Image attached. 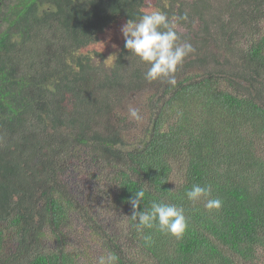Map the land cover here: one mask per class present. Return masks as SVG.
Wrapping results in <instances>:
<instances>
[{"label":"trees","instance_id":"trees-1","mask_svg":"<svg viewBox=\"0 0 264 264\" xmlns=\"http://www.w3.org/2000/svg\"><path fill=\"white\" fill-rule=\"evenodd\" d=\"M152 10L195 49L176 86L147 81L124 41L110 65L86 52ZM146 90L145 130L126 140L115 113ZM85 155L97 183L73 189L64 179ZM194 184L221 208L189 200ZM141 189L140 211L184 209L182 238L137 231ZM79 224L117 264H264V0H0V264H78L67 233Z\"/></svg>","mask_w":264,"mask_h":264},{"label":"clouds","instance_id":"clouds-1","mask_svg":"<svg viewBox=\"0 0 264 264\" xmlns=\"http://www.w3.org/2000/svg\"><path fill=\"white\" fill-rule=\"evenodd\" d=\"M179 19L187 20L185 13ZM177 24L170 20L166 13L159 10L146 12L138 21L129 19L121 28L124 37V47L141 61L149 65L144 73V78L149 81L166 82L176 86V72L182 66L185 58L193 53L195 49L191 43L180 42L177 32ZM131 118L140 121L142 119L139 110L129 107ZM211 186H200L194 184L191 190L186 192L189 200L196 202L202 198L206 200L205 207L209 210H219L222 201L219 198H211ZM145 197L143 189L135 191L134 197L129 203L133 209L131 218L138 221L135 225L138 232L144 228L152 229L158 227L161 232L169 233L177 239L183 237L187 230V218L182 207H177L163 201L151 203L150 209L140 211L141 202ZM145 241L150 236L143 237ZM118 256L114 253L101 256L98 264H117Z\"/></svg>","mask_w":264,"mask_h":264},{"label":"rangeland","instance_id":"rangeland-1","mask_svg":"<svg viewBox=\"0 0 264 264\" xmlns=\"http://www.w3.org/2000/svg\"><path fill=\"white\" fill-rule=\"evenodd\" d=\"M123 25V21H117L112 27H109L105 32H103L96 45L88 47L86 52L90 54H94V52L104 54V59L107 61V64L110 65L124 41V37L121 32ZM152 92L153 91L146 90L142 91V93L134 94L127 101L129 106L124 105L116 111L115 116L120 114L125 116L127 119L125 122V127H127L125 131L126 140H134L135 138L138 139L141 136L142 131L145 130L148 122L146 118L147 115H145L147 112L146 102ZM129 107H134L139 110L142 117L140 121L131 118L129 114ZM114 118L112 120L113 123H115ZM99 174L100 168L92 162L87 155H85L79 161L75 162V167L72 166L70 168V171L67 173V177L64 180L73 189L86 187L88 190L90 185L92 187V185L97 183L95 176H99ZM98 184L100 188H104V186L107 185V183H100L99 181ZM115 212L112 213L110 210H106L104 213L103 211L99 212L101 215L100 223L104 228H108L111 233L121 236V230L124 228V223L117 218L120 214L116 213L115 215ZM79 226L80 227H74L72 232L67 233L70 244L69 248L78 252V254L82 252L78 258V264H97L99 258L103 255V253H105V250L102 248V245H99V242L90 237V230L88 228L81 224H79Z\"/></svg>","mask_w":264,"mask_h":264}]
</instances>
